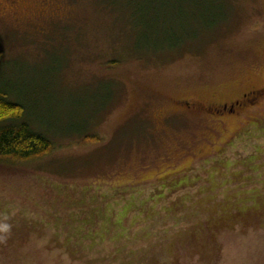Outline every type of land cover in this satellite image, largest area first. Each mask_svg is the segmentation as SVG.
Instances as JSON below:
<instances>
[{"label": "rangeland", "instance_id": "rangeland-1", "mask_svg": "<svg viewBox=\"0 0 264 264\" xmlns=\"http://www.w3.org/2000/svg\"><path fill=\"white\" fill-rule=\"evenodd\" d=\"M0 91L53 150L0 159V264H264V0H0ZM96 138V139H95Z\"/></svg>", "mask_w": 264, "mask_h": 264}, {"label": "trees", "instance_id": "trees-1", "mask_svg": "<svg viewBox=\"0 0 264 264\" xmlns=\"http://www.w3.org/2000/svg\"><path fill=\"white\" fill-rule=\"evenodd\" d=\"M25 114L20 104L8 100L0 91L1 160L27 161L53 150L51 141L28 125Z\"/></svg>", "mask_w": 264, "mask_h": 264}, {"label": "flooded vegetation", "instance_id": "flooded-vegetation-1", "mask_svg": "<svg viewBox=\"0 0 264 264\" xmlns=\"http://www.w3.org/2000/svg\"><path fill=\"white\" fill-rule=\"evenodd\" d=\"M264 101V84L252 86L241 94L215 103H181L178 106L186 111L203 110L204 114L213 118L239 117L255 109Z\"/></svg>", "mask_w": 264, "mask_h": 264}]
</instances>
